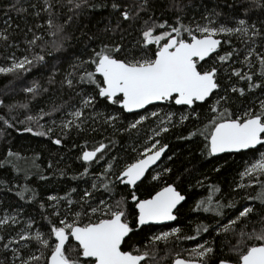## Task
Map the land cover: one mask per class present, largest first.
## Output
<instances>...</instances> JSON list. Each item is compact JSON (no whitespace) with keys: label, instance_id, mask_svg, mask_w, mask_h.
Wrapping results in <instances>:
<instances>
[{"label":"snow or ice","instance_id":"obj_1","mask_svg":"<svg viewBox=\"0 0 264 264\" xmlns=\"http://www.w3.org/2000/svg\"><path fill=\"white\" fill-rule=\"evenodd\" d=\"M237 5L241 18L235 19V26H231V19L219 23L215 18L219 14L214 11L202 16V22L185 24L181 15L184 9L179 0H172L170 5L167 0H111L110 6L116 14V23L114 27H106L104 31H119L120 39L102 41L98 49H92L87 59L76 57L69 64L70 70L63 73L59 81L61 88L66 86L75 91L79 87L80 91L76 95L80 99L78 107L73 105L63 113L59 123L61 135H67L73 129L77 132L85 131L89 119L95 122L96 117L104 115L95 111V105L101 100L106 102V106L118 105L120 109L119 112L104 115L105 123L114 126L122 112L137 113L144 110L145 114L129 123L128 129H135L150 117H154L159 121L158 130L152 129L153 135L148 140L153 142L144 146L143 151L132 162L113 171L116 167L113 161L116 158L112 157V161H107L91 184V189H85L79 200L74 201L71 198V194L76 192L75 188L62 197L49 196L48 201L53 203H49L47 207L52 212L50 216L42 217L47 220V224L43 226L46 231H42L40 227L32 231L36 221L30 218L25 229L3 243L4 249L11 247L13 264L17 261L19 264H150L157 251L156 246L161 242L167 244L172 238L195 240L202 232H214L217 236L226 238L221 243L219 252L215 240H204L203 243H196L193 248L186 250V254L176 253L172 264H264V151H261L264 149V99H260L258 105L252 103L235 111L231 108L234 98L244 97L255 89L264 90V54L256 51L253 46L247 49L244 56L243 63L250 69L252 60L249 58L258 60V74L232 66L237 52L235 48L220 54L224 45L231 46V37L234 35L244 37L253 44L255 37L264 36V20L260 21V27L257 28L248 19L254 9H259L261 15H264V0H234L229 7L235 12ZM31 7L37 9L36 4ZM96 7L107 5H97L91 0H42L33 15L39 17L41 13H47L44 21L47 27L39 35L31 27L28 28L32 37L26 39L28 48L25 51L32 53L31 58L28 54L19 58L14 53L9 55L7 66L0 65V74L27 73L34 62H45V56L40 53L49 46L56 51L62 49L64 42L71 39L66 29L74 25L86 10ZM158 7L163 11L170 7L173 10V22L170 23L163 15L157 16ZM44 25L37 24L35 28L44 29ZM129 29L135 36L126 44L124 39L131 34ZM45 35L48 39H45ZM10 38L6 29L0 30V43L7 46ZM37 46L40 52L34 51ZM222 70L229 74L226 83L222 82ZM56 75L53 71L49 76V85L57 83ZM241 81L245 86H239ZM88 87H91V91L86 90ZM23 91L35 99L48 89L33 81ZM210 99L212 102L208 104L207 123H203L202 128L196 127L187 137L180 139L203 137L201 153L208 157L246 150L258 153V157L247 162L239 173L241 180L247 178V183H238L236 187L242 189L256 185L259 191L255 196L246 195L243 198L251 203H242L236 208L234 201L222 204L220 200L214 199V194L220 189L211 185L208 195L196 202L195 210L215 213L218 219L214 218L213 224H197L195 236H182L180 227H172L168 231L153 233L143 244H129L130 234L141 230L143 226L176 221L178 205L186 200L178 190L176 182L169 183L165 179L172 169L158 165L169 147L168 144H161L160 139H154L174 126L176 114H163V110L148 112L147 108L171 101L175 105L187 106L188 111L180 114V123L190 118L199 121L200 112L196 110V105L207 104ZM0 108L6 109L4 114H0V122L6 127L15 128L16 124H21L25 126L17 131L33 133L35 125L36 128L43 129L35 132L38 136L54 134L55 120H52V126L40 122L63 111L62 105H53L48 111L40 108L32 113L30 102L5 104L4 99H0ZM89 108L93 110L92 114L86 116ZM20 110L25 113L23 120L11 115L13 112L19 114ZM162 114L163 119H160ZM91 130L96 131L95 128ZM53 142L60 145L62 139L56 138ZM108 150L109 145L103 141L91 148L85 141L78 159L88 164H98L105 160ZM13 157L19 159L20 154L9 149L5 159L0 161V166L12 164L16 171H20L12 163ZM168 159L171 160L172 157L169 156ZM157 167H160L159 171H156ZM88 174L89 168L85 167L80 175ZM110 174L115 177L114 181L108 179ZM146 180L153 184V190L146 198H141L136 189ZM116 183L130 189L127 197L111 199ZM197 183L200 184L199 181ZM100 190L109 194V198H99L97 194ZM30 191L32 190L25 186L17 195L24 199V193ZM35 196L36 193L32 192L28 199ZM129 200L133 205L131 208L128 206ZM61 201L64 202L63 210ZM74 205H78V210ZM39 207L44 209L45 202L42 201ZM225 208L235 209L232 218L225 216ZM9 223L17 224V217L5 211L0 217V225ZM229 236L231 239H228ZM4 239V236H0V241ZM232 239L235 243L231 242ZM29 248L33 251L25 256L24 250Z\"/></svg>","mask_w":264,"mask_h":264},{"label":"trees","instance_id":"obj_2","mask_svg":"<svg viewBox=\"0 0 264 264\" xmlns=\"http://www.w3.org/2000/svg\"><path fill=\"white\" fill-rule=\"evenodd\" d=\"M91 2L97 5H107V7H96L86 10L74 25L66 29L71 39L64 42L62 49L56 51L50 46L46 48L44 52L40 53L45 56V62H34L30 72L0 74V99H4L5 104L30 102L32 113H36L40 108L48 111L53 105L63 106L62 112H56L51 117H46L40 122L41 124L52 126V120L56 121L54 134L51 136L35 135L36 131L43 130L36 128L35 125H33L34 132L28 133L17 131L18 128H22L25 125L16 124L15 128H9L0 122V161L5 159L9 149L20 154L19 159L11 158L12 163L17 165L20 171H16L12 164L0 166V217L7 211L9 215L16 216L18 221L17 224L0 225V236L5 237L3 241H0V264H13L11 247L4 249L2 245L7 242L9 237L15 236L16 233L25 229L30 218L36 221L32 231H35L37 227H40L42 231H46L43 226L47 224V220L42 217L51 215L52 209L47 207V205L53 202L48 201L49 196L62 197L65 193L75 188L76 192L71 194V198L74 201L79 200L85 189H91V184L97 179V175L106 166L107 161H112V157L116 158L113 161L116 166L113 171H116L126 163L132 162L138 153L143 151L144 146L153 142L148 140V137L153 135L152 129L158 130L159 121L154 117H150L135 129H128L129 123L138 119L139 115H144L145 111L140 113L122 112L120 119L114 126L105 123L104 115L119 112L120 109L118 105L106 106V102L101 100L95 105V111L104 115L96 117L95 122H93V119H89L85 131L77 132L73 129L67 135H61L59 123L63 113L67 112L73 105L78 107L80 99L76 95L80 91L79 87L75 91L68 89L66 86L61 88L59 81L62 79L63 73L70 70L69 64L73 63L76 57L87 59L91 55L92 49H98L102 41H119L121 36L119 31H104L106 27H114L116 23V14L110 6L111 0H91ZM41 3L42 0H0V30L6 29L11 37L7 46L0 43V65L7 66V57L13 53L17 58L24 54H28L29 58H31L32 53L25 51L28 48L25 41L32 37V32H28V28L31 27L33 32L39 35L47 27L44 25L47 13H41L39 17L33 15ZM171 3L172 0H167L168 5ZM179 3L184 9L181 15L184 17L185 24L202 22L201 17L212 11L219 14V16L215 17L219 23H224L231 19L233 21L231 26H235V19L241 18L238 15L240 11L238 5L235 12L232 7H229L233 5L234 0H179ZM33 4L37 5V9L31 7ZM18 9H27V11H18ZM61 11L66 12V10ZM156 15H163L170 23L174 20L173 10L170 7L167 11H163L158 7ZM248 19L250 24L255 23L256 27L259 28L260 21L264 20V15H261L259 9H254ZM37 24L44 25V29H36L35 25ZM124 27H127V25ZM129 32L131 34L126 35L124 39L126 44H129L135 36L131 29H129ZM25 33H27V36ZM45 39H48L47 35H45ZM254 40L258 41L256 51L264 54V36L255 37ZM234 42L236 44L232 47H236L237 52H242L238 59L244 55L242 47L245 45L248 48L253 43L244 37H238L234 39ZM226 49L227 47L224 45L220 50V54H223ZM34 51L40 52V48L37 46ZM49 52H51V55H48ZM252 60L255 65L250 70L258 74L259 62L254 57H252ZM53 71L57 73V83L49 85L48 78ZM33 81L39 82L43 88L48 89L47 92H42L35 99L23 91L24 88L31 86ZM239 86H245L244 82L241 81ZM86 90L91 91V87ZM262 92L264 90L255 89L244 97L234 98L231 104L232 110L235 111L237 108L250 106L252 103H257L258 105V101L264 99ZM211 102L212 100L210 99L207 104L196 105V110L200 112L199 121L190 118L183 123L179 122V118L181 113L188 111L186 106L175 105L174 102L170 101L147 108L148 112L163 110V114L168 112L176 114L173 120L174 126H171L168 132L162 133L160 137H154V139H160L161 144H168L167 153L159 166L172 169L171 174L165 179L169 183L175 181L178 190L186 196V200L179 207L178 218L173 224L143 226L141 230L130 234L129 244H143L146 238L153 233L168 231L172 227H180L182 236H195L197 224H213L214 218L218 219L215 213H205L202 209L195 210L196 202L208 195V189L211 185H216L220 189L219 192L214 194V199L220 200L222 204L234 201L236 208H239L242 203H251L243 198L246 195L255 196L256 192L259 191L256 185L242 189L236 187L238 183H247V178L241 180L239 173L243 171L247 162L258 157V153L254 154L251 151H244L208 157L201 153L203 137L196 136L190 139H180V137H187L188 133L196 127L202 128L203 123H207L208 104ZM92 111L91 108L87 109L86 116L92 114ZM5 112L6 109L0 108V114ZM24 114V111L20 110L19 114L13 112L11 115L23 120ZM163 114L160 119H163ZM92 128H95L96 131H92ZM56 138L62 139L60 145H56L53 142ZM85 141L88 142L89 148L101 141L109 145L105 160L98 164H88L78 159ZM261 151H264V149H261ZM169 156L172 157L171 160L168 159ZM50 163L51 167H49ZM85 167L89 168V174L81 176L80 174L83 173ZM160 167H157L156 171H159ZM217 168H219V171H216ZM41 177H45V179H41ZM101 179L103 178L101 177ZM108 179L114 181L115 177L110 174ZM198 181L200 184L197 183ZM25 186L32 191L25 192V198L21 199L17 193ZM129 190L123 184L116 183L115 192L111 195V199L118 200L121 196L127 197ZM152 190L153 184L147 180L143 184H139L136 189L137 195L141 196V198H146ZM32 192H35L36 196L30 200L28 197L32 195ZM101 193H103V190H100V193L97 194L99 198H109V194ZM42 201L46 204L44 209L39 207ZM128 206L129 208L133 207L130 200ZM257 206H259L258 202ZM73 207L78 210V205ZM63 208L64 202L61 201V209L63 210ZM224 212L227 218H232L235 214V209L225 208ZM250 228L251 225L249 226ZM209 239L215 240L217 251L219 252L220 245L226 238L217 236L214 232H202L201 236H196L195 240H176L172 238L167 244L161 242L156 246L157 251L150 264H172L176 253L186 254V250L193 248L196 243H203L204 240ZM228 239H231V237L229 236ZM231 242L235 243V240L232 239ZM24 251L25 256H27L33 249L29 248ZM224 252H227L226 245ZM36 254L38 255L39 253ZM16 264H19V262L17 261Z\"/></svg>","mask_w":264,"mask_h":264},{"label":"rangeland","instance_id":"obj_3","mask_svg":"<svg viewBox=\"0 0 264 264\" xmlns=\"http://www.w3.org/2000/svg\"><path fill=\"white\" fill-rule=\"evenodd\" d=\"M231 38H233V39H231V40L233 41V43L231 44V46L226 45V47H227L226 51H230V50L233 49L232 46H233L234 44H236V42H234V39H237L238 37L234 35V36H232ZM256 38H258V37H256ZM255 41H256V40H254V44L251 43V45H249L248 48L254 46V47L256 48V50H257V48H258V41H256V42H255ZM235 48H236V47H235ZM248 48H247L245 45L242 47V50H244V53H243L244 55H243L242 57H240V59H238V57L242 55V52H241V51H240V52H237V53L234 55L233 62H232V66H233V67H239V68H242V70L245 71V72L250 71V68H249L246 64L243 63V61H244V56L247 54V49H248ZM249 59L252 60V57H250ZM254 65H255V62L252 60V67H251V68H253ZM227 66H228V65L226 64L225 67H227ZM221 74H222V77H223L222 82H225V83H226L229 74H225V73L223 72V70H222ZM233 80H235V78H233Z\"/></svg>","mask_w":264,"mask_h":264},{"label":"water","instance_id":"obj_4","mask_svg":"<svg viewBox=\"0 0 264 264\" xmlns=\"http://www.w3.org/2000/svg\"><path fill=\"white\" fill-rule=\"evenodd\" d=\"M166 103V102H165ZM161 104H164V103H157V104H155V105H152V106H156V105H161ZM179 106H181V105H179ZM150 107V106H149ZM148 107V108H149ZM187 107V106H186ZM144 110H139L137 113H140V112H143ZM126 113H128V112H126ZM167 150L168 149H166V151H165V153L163 154V156L161 157V160L160 161H158V165H160V163L162 162V160L164 159V157H165V155H166V153H167ZM247 151V150H246ZM223 154H233V153H222V154H218L217 156H220V155H223ZM180 191V190H179ZM181 192V191H180ZM182 193V192H181ZM184 195V194H183ZM185 196V195H184ZM186 197V196H185ZM184 203V201H182L181 202V204L180 205H178V208L182 205ZM176 215H177V213H176ZM175 221H169V222H165L163 225H155V226H165V225H169V224H173ZM149 226V225H148Z\"/></svg>","mask_w":264,"mask_h":264}]
</instances>
